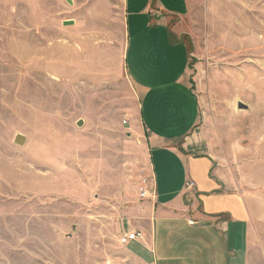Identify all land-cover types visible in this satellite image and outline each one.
Instances as JSON below:
<instances>
[{
	"label": "rangeland",
	"instance_id": "rangeland-1",
	"mask_svg": "<svg viewBox=\"0 0 264 264\" xmlns=\"http://www.w3.org/2000/svg\"><path fill=\"white\" fill-rule=\"evenodd\" d=\"M71 1L0 0V264H133L101 222L146 169L116 64L124 2ZM182 22L201 126L264 168V0H194Z\"/></svg>",
	"mask_w": 264,
	"mask_h": 264
},
{
	"label": "crops",
	"instance_id": "crops-1",
	"mask_svg": "<svg viewBox=\"0 0 264 264\" xmlns=\"http://www.w3.org/2000/svg\"><path fill=\"white\" fill-rule=\"evenodd\" d=\"M123 2L125 39L116 64L136 96L130 129L144 142L146 175L157 197L140 200V180H125L122 207L101 211V222L114 228L111 242L141 233L120 245L133 264H264L263 163L226 160L220 129L201 126L203 97L192 84L184 43L190 34L182 22L194 0Z\"/></svg>",
	"mask_w": 264,
	"mask_h": 264
},
{
	"label": "built area",
	"instance_id": "built-area-1",
	"mask_svg": "<svg viewBox=\"0 0 264 264\" xmlns=\"http://www.w3.org/2000/svg\"><path fill=\"white\" fill-rule=\"evenodd\" d=\"M141 174H142L140 178L141 180L139 181L138 184V198L143 201L156 200L157 194L153 181L150 179L149 176L146 175L145 169L141 170ZM192 186H193L192 183L188 185V187H192ZM142 236L143 235L139 232L128 233L120 237L119 243L121 246H126L131 242L138 241L139 239L142 238Z\"/></svg>",
	"mask_w": 264,
	"mask_h": 264
},
{
	"label": "water",
	"instance_id": "water-1",
	"mask_svg": "<svg viewBox=\"0 0 264 264\" xmlns=\"http://www.w3.org/2000/svg\"><path fill=\"white\" fill-rule=\"evenodd\" d=\"M67 2H68V4H72V1L71 0H67ZM65 25H73L74 24V22H65L64 23ZM238 108L240 109V110H247V106H245L244 104H238ZM82 121L81 122H79L78 123V126H82ZM14 142H15V144H17V145H20V146H24V144L26 143V138H25V136H23V135H18V136H16L15 137V140H14Z\"/></svg>",
	"mask_w": 264,
	"mask_h": 264
}]
</instances>
